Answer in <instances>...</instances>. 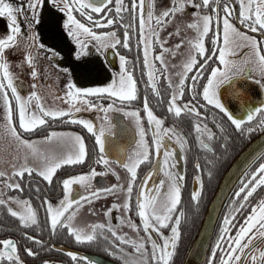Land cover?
I'll list each match as a JSON object with an SVG mask.
<instances>
[{
  "label": "snow or ice",
  "instance_id": "6c2138e0",
  "mask_svg": "<svg viewBox=\"0 0 264 264\" xmlns=\"http://www.w3.org/2000/svg\"><path fill=\"white\" fill-rule=\"evenodd\" d=\"M46 0H26V5H16L10 0H0V16L8 17V28L9 33L0 38V69H2V76H0V98H2L3 103L6 108V123L5 127L10 130L11 134L17 138L22 144L32 146L35 141L25 139L20 131L17 130V125L13 122V106L9 96L8 89L10 88L12 97L18 104V115H19V126L25 130L29 131L36 128L37 125H42L45 123L44 115L51 117L64 116L65 113L68 114V119L72 122L79 120L81 124L87 126L88 131L96 132L95 139L99 144L100 154L102 158L100 163H103L108 170L110 169L108 165V156L105 153V129L101 127L99 130L94 129L93 122L91 120L83 119L75 115L78 109L75 106L68 108H50L45 107L43 104L38 105V111H28L27 105L32 97H35L37 101L40 100L39 95L36 92L29 94V99L24 100L21 98L20 93L17 91V86L14 83L13 76L9 71V64L4 59L5 49L10 45L14 44L16 36L21 33L22 27L19 21V16L23 14L25 22L28 25H34L37 22L42 21V8ZM52 4L55 8L59 9L61 12L66 13V18L63 19V25L69 30V35L75 39L76 44L80 45V48H84V38L95 37L97 40L105 38L108 43H102V47L107 48L110 43L112 47L117 44L123 43L124 46H129L130 25L125 24L123 38L116 34L115 29L110 32L94 31L90 24H114L115 20L112 15L113 9L121 21H123V16L121 13L128 10L123 3V0H52ZM238 4V9H237ZM192 6L196 9L194 16L196 19L191 21V26L196 29L197 36L191 40V44L194 46L195 51L191 52L187 60L183 63V71L179 74L178 83L173 84L171 77H169V85L172 87V93L169 97L168 109L174 111L175 114L179 115L182 112H188L190 114L201 115L199 108L193 103V100L197 95H202L203 100L207 101L208 104L218 107L226 115L227 119L237 128L246 130L251 133L253 131L252 127L245 128V122H252L254 116L257 113L264 115V101L260 102L258 105L249 106L240 115H236L232 110L227 107L220 99L217 92V85L221 82L220 77L227 78L228 74L234 75L237 70L240 69V65L235 61H229L226 59V51L229 48L239 49L247 43L255 52L258 60L260 62L261 71L264 72V53L261 52L262 41H264V0H173L171 7L163 9L159 15L155 16L157 21L155 28L151 24L147 27L151 32L152 36L159 39V29L167 23L166 17H170L172 14L179 10H183L186 6ZM144 0H131L130 9L133 17L137 14V8L140 11V30L141 39L144 41V64L149 66L148 78L152 81V88L156 91V95L159 96L160 92L157 90V85L154 80V68L152 62L149 60V45L152 43V39L147 34H143L144 28L146 26V20L143 15ZM154 7V6H153ZM211 9V12H202L201 9ZM79 12L83 17L87 18V22H82L81 19L77 18L76 12ZM223 13V15H222ZM99 14V15H95ZM154 16V11L149 10L147 13V20L151 21ZM215 18L216 30L215 33H210V28L213 25V19ZM222 20L223 29V42L224 46L217 49L215 45L218 43L220 36V22ZM233 20H238L241 25L245 28L252 29L257 35H250L247 31H241L237 27ZM178 32V29H177ZM38 35V34H34ZM172 33H169L171 36ZM210 36L212 46L207 47L205 45V37ZM180 41L179 44H182ZM43 47V45H41ZM161 48H164L163 42L160 44ZM99 51V48L97 49ZM167 51V49H165ZM219 52V61L223 62L226 66L225 69H221L218 66H211L210 73L205 76V68L210 65V61L213 59L212 56L206 55L208 52ZM52 56L57 55L53 50ZM76 55H81V51L77 50ZM159 57V61L164 65V57L162 53H156ZM198 57H204L202 62L198 63ZM28 62L32 63V56L28 55ZM120 67L126 72V76L122 73L120 76L119 83L114 79L109 84L98 85L96 87H84L79 88L76 84L69 78L68 80V91L65 93L66 98H70L71 101L75 100H87V94L90 93H112L114 96L132 98L136 96V81L132 76L130 71L125 68V61L128 59L126 56L121 55ZM198 64V67H197ZM232 65L228 68V65ZM167 68V65H164ZM195 71V75L191 76V95L193 100L185 101L183 104L177 103V99L182 97L185 92L186 79L189 77V73ZM32 75H36L35 69H33ZM201 76H205L206 82L199 85L202 87V93L198 91V81ZM6 79V83H5ZM35 87V85H33ZM261 87H264V81L261 82ZM75 89V91H73ZM76 93H83L84 95L78 96ZM89 107H97L94 103H89ZM112 107L108 105L105 108ZM143 108L147 111V119L149 126L152 128L151 144L146 138L147 133L143 124L139 123L138 119V130L140 139L137 141L139 147L136 150L134 156L130 157L128 162L124 164V167L130 172V179L127 184L126 192L128 197L123 203V207L126 210L131 209V194L133 192L134 182L137 178V168L143 161H148L150 159L153 150L157 156L162 152L163 155V170L166 176L169 178V184L167 191L164 196H160V186L164 185V180L159 182V185H153L154 194L147 193V178L151 175V172L147 173L145 178L141 181L140 190L137 193V212L142 220L143 230L146 232V236L142 239H127L126 235L118 232L111 223L104 224H93L91 225V231L85 234V230L80 227H73L72 220L76 215L75 211L71 210L72 206L79 207V202L85 199V196H78L73 199L70 195L72 192V184L74 181H79L85 183L90 181L93 176H95L96 169L93 168L90 172L80 173L79 175H70L63 179V187L66 195L61 199L60 203L54 205L47 197L44 198L46 202V211L50 217V226L54 231L58 226H67V231L69 233L75 234V239L78 242L84 241H94L97 239V228L108 229L111 232V237H105L106 239H111L112 245L118 251H112L109 248L108 251L112 255L116 256L121 254V258L124 259V264H170L171 258L173 257L175 246L180 235V217H172L171 212L176 207L181 198V187L179 177L181 173L173 171L176 164V150L168 146L166 137L171 136L172 138L180 141V148L183 150L185 148V140L181 138L180 135L176 133L173 127H162L163 119L157 116L152 107L149 106L147 98L143 104ZM107 119V117H105ZM261 127H264V119L260 121ZM196 129L199 131L202 127L199 120L195 124ZM207 131L208 137H213L214 133L207 129V126H203ZM221 131H223V125H219ZM51 136H73L75 137V145L78 148L75 152H70L66 159L53 158L51 160L45 158L43 169H37L39 174L44 177L47 181L51 182L53 179V174L55 171L65 163L82 162L86 157V145L84 138L79 133H57L52 132ZM50 138V137H49ZM201 146L205 149L210 148V144L204 143L201 140ZM186 159V157H185ZM119 163V161H117ZM197 167H199V162H197ZM33 171L32 165L27 163V159L23 161L19 166L13 165L12 174L19 173L23 176L25 172L31 173ZM152 171H155L153 168ZM260 174L258 179L254 182H250L251 178H256L257 174ZM211 175V173H209ZM0 176H9V173L0 171ZM200 179V177H197ZM241 185L235 192V197L240 198L238 201L234 198L233 204L230 206L229 211L223 217V224L221 226L220 237L217 240V245L212 249L213 254L216 253L217 247L220 245V240L224 238V233L231 232V223L233 218L237 217V214L247 205L249 201V196L253 191L259 186L264 185V162H260L258 167L250 173H246L244 177L241 178ZM121 187L120 185H110V189H116ZM4 188L21 189V183L19 181L11 182L5 181ZM109 189L96 188L94 192H87V197L95 198L96 194L101 192H106ZM200 191H193L192 196L194 199H198ZM15 200L18 204L22 205L24 210H16L9 205V201ZM0 204L9 205L7 211L12 213L14 216L19 217V222L22 225H37L38 215L36 208L33 207L31 201L28 198L21 199L19 196L8 197L7 199H0ZM239 205V207L237 206ZM119 203L113 202L111 208L106 209L110 214L113 208H120ZM68 213L65 217V213ZM65 217L64 219H61ZM124 221V218H120ZM170 219H175V224H172L171 234L165 235L161 230V226L169 224ZM260 223V236L264 237V198H261L258 204L251 205V211L248 212L247 216L243 218V223L240 224L239 228L236 230L234 236L228 237V243L232 247L231 251L225 250V256L220 257V264H233V256L236 254L235 258L238 260L240 257L237 254L238 251H243L244 248L248 247V244L242 243L247 237L249 243L251 242L252 236L257 235L256 232L251 231L257 223ZM132 227L139 228L138 225L132 223ZM150 229H154L155 232L162 237V242H158L153 236V232ZM251 232V235L249 233ZM23 235L27 236L28 233L25 232ZM32 240H38L35 236L29 237ZM116 238L121 242H126L127 244L133 245L135 247V254L128 253L125 249L121 248V245L116 243ZM234 241V244H233ZM43 243L42 241H38ZM146 244H150L151 248L145 247ZM0 264H24V260L21 259L18 250V242L11 237L4 238L0 240ZM239 246V248H237ZM26 251L35 256L36 253L32 248H27ZM69 255L72 258H78L82 254L75 251H70ZM260 256L264 257V251L260 252ZM83 260L86 264H98L97 261L91 259L90 257L84 255ZM253 259H256L255 255ZM43 264H59V262L45 260ZM208 264H213V261H208Z\"/></svg>",
  "mask_w": 264,
  "mask_h": 264
},
{
  "label": "flooded vegetation",
  "instance_id": "af4514ba",
  "mask_svg": "<svg viewBox=\"0 0 264 264\" xmlns=\"http://www.w3.org/2000/svg\"><path fill=\"white\" fill-rule=\"evenodd\" d=\"M170 1L171 5L169 6ZM177 2L179 3L180 0H177ZM197 2H199V0H197ZM123 3L128 9L121 13V15L123 16V21L116 17V13L113 9L112 15L115 20L114 24H90L93 30L101 32H110L115 29L116 34L123 38L125 31L124 25L128 24L130 25V28L128 30L131 34L135 19L137 21V26L140 25L139 7L137 8L136 16L133 17L130 9L131 0H123ZM172 4L173 0H144L143 15L145 17L147 16L149 10H153L154 16L151 20V24L156 26L157 21L155 19V16L159 15V13L163 9L171 7ZM42 10V19L44 18V16H51V18L54 19V17L57 16V12L59 11V9L53 6L52 0H46ZM191 11H196V9L190 5L185 7L186 13H189ZM201 11L211 12L212 10L209 8L201 9ZM76 15L78 19L82 20V22H87V18L79 14L78 11L76 12ZM165 19L169 20V17H166ZM233 23H235L237 27L241 29V31H247L250 35H257V33L254 32L252 29L245 28L243 25H241L238 20H233ZM215 30L216 24L214 18L213 25L210 28V33H215ZM222 33L223 29L221 20L220 36L217 45H215L217 49L223 46ZM257 38L260 39L258 35ZM130 39L131 36L129 37V44ZM154 41L159 43L156 38ZM47 42H50L53 49H55L54 51L57 53V55L52 56L51 53L53 50H50L49 52H43L44 55L47 56L49 53L48 59L59 61L57 63L63 65V68H65L61 73L65 76L67 75L68 79L70 77V71L72 75L79 74L78 76H76V78L79 79L80 77H84V74L87 70L88 75H92L93 78H95L96 80L97 78L99 80H103L109 75L110 71L115 70L116 66L120 69L119 57L121 55H124L128 58L127 60H129L125 61V68L132 73V76L133 71L135 70H138L141 73L145 72L147 76V81L140 84L136 83V96L132 98L114 97L112 95H109L107 92L90 93L89 95H87L88 97L86 101L75 100L70 102V98L65 97V93L68 91V81L63 85L39 86L30 83V81L24 78L23 76H15L14 83L16 84V80H19V87H17V91L20 93L22 99L28 100L29 94L32 92H36L40 97L39 101H37L35 97H32L30 99L27 105V110L30 112L38 111L39 104H43L45 107H50L46 106L45 102H47L48 100L44 99L43 95H54V93H56L57 99L56 101L53 100L54 105H52L50 108H68L71 106H75L78 109L75 115L83 119L91 120L93 122L94 129L96 130H99L101 127H103L105 129L104 136L114 135V113H121L133 129V132L131 134L129 132L123 133V135H121L118 141L116 142L115 150H122V145H126L125 153L123 155V161L118 163V159L108 157V162H113L115 166L119 167L125 172V179L123 180L119 176L120 169H118V172L114 171L113 173L109 174L108 177H106L103 173H107V168L103 163H100V159L102 158V156L100 154L99 144L95 139V131H88L87 126L81 124L79 120H76V122H72L68 119L67 113H65L64 116L60 117H51L45 114L44 124L37 125L36 128L31 129L29 131H25L19 126L18 104L15 100H13V122L17 125V130L21 132L25 139L30 140L35 139L37 137H44L50 135L52 132L79 133L84 138V142L86 145L85 160L82 162L64 164L66 167L60 171L56 170L53 174V179L51 182L47 181L34 171H32L31 173L25 172L24 179L23 176L21 177V175H18L17 181L32 183L35 182L37 186L35 188V193L37 196H44L47 197L49 200L60 202L61 199L66 195L62 183L63 178L78 172H90L93 168H95L97 174L94 176L92 184L90 182H86L85 184H83V186H81L80 184H74L72 186V192L70 193V195L73 199H76L78 196H85V199L92 198L87 197L86 193L94 192L96 188L109 190L106 192L98 193L95 197H103L108 193L115 194V191L122 192L123 189L127 188V184L130 179V172L124 167V164L127 162V157L130 151H136L139 147L137 143V141L140 139L138 130V119L136 114L137 112L140 118L139 123L143 124V126L145 127L147 133L146 138L151 144L152 128L149 126L148 123L147 111L143 108L145 98H147L149 106L152 107L154 113L163 119L162 127H173L176 130V133L180 135L182 139L185 140V148L181 150L180 141L172 138L171 136L166 137L168 146L176 150V164L173 171L182 174L179 177L181 187V198L176 207L171 212L172 217H180V235L175 246L173 257L170 261V264H174L177 259H179L180 257L182 259L184 257L185 252L187 251L200 224H198V214L203 210V217L207 204L211 196L213 195L215 187L219 181L218 179L217 182H214V179L212 177L214 176L213 155L215 149H218V145H222L224 143V140L220 141V136H222L224 130L227 129L226 131L229 137L233 130V132H237L240 138L244 139L246 134L249 132H247L246 130L237 129L227 119L226 115L222 112V110H220L214 105L208 104L207 101L203 100L202 95H197L195 100H193V97L191 95V79L186 82L185 92L182 97H179L177 99V103L183 104L185 101L193 100V103L199 108L201 115L197 116L196 114H190L188 112H182L177 115L174 113V111H170L168 109V104L169 97L172 93V87L168 83L167 68L164 67L165 63L164 65H162L159 61V57L156 56V53L162 52L161 47H158V50H156V52L154 51L152 55L154 80L157 85V90L160 92V95L157 96L156 91L152 88V81L148 78L149 68L148 65L144 64L143 50L141 51V61L137 62L138 66H136V63L134 64V62L131 60L133 58V53L129 52L127 54V52L125 51L127 47H130V45L126 47L123 43L117 44L115 47H112V45L109 43L107 48L101 46V49L99 51L95 46H91V52H87L84 49H81L80 47H76L75 40H70L67 34L61 36V39H57L55 36L49 35ZM99 43L97 42V45H99ZM103 43H108V40L105 39ZM261 43V52L264 53V41H262ZM205 45L206 48L212 46L210 36L205 37ZM74 47H76V51H81V55L77 56L76 52H71V49H73ZM233 49L234 54L229 55V58L231 59V61H235L237 64H239L240 69L237 70L234 75L228 74L227 78L224 77L218 85L217 92L222 102H225L230 107V110H232L236 115L240 116L246 110L247 107L258 105L260 102L264 101V87H261V82L264 81V72L261 71L260 62L254 50L247 43H245L244 46L239 48L238 50L235 48ZM89 55L92 56L89 58ZM206 55L212 56L213 59L210 61V65L206 66L204 70L205 76L210 73L211 66H218L220 68H223V63L219 61L218 51L215 53L208 52L206 53ZM112 58L114 59V64L111 62ZM203 59L204 57H198V63L202 62ZM73 60H77V63L75 64ZM88 66H91L92 72L89 70ZM231 67L232 65L230 66V68ZM193 75H195V71ZM205 76H201L198 81V91L200 93H202V87H199V85L206 82ZM75 84L77 87L81 88L80 83ZM33 85H35V87H33ZM73 91H75V89H73ZM76 95L82 96L84 94L76 93ZM89 103H94L97 105V107H89ZM108 105H112V107L107 108V111H105V108ZM105 117H107V119H105ZM262 119H264V115L257 113L256 116H254L252 122H245L244 127H252V132L260 131L261 129H263L260 124V121ZM197 120H199L202 125L199 131L195 127ZM218 121L225 122L227 124V126L224 127L223 131L219 130L217 127L214 126V123H217ZM204 125L207 126L208 130H211L214 133L213 137L207 136V131L203 127ZM201 140H203L204 143L210 144V148H203L201 146ZM216 156L217 157L215 165H217V160L219 159L220 155ZM197 162H199V167L196 166ZM260 162L261 161H259V163ZM159 165H163L162 152L159 154V156H157V154H155L153 150L150 159L148 161L141 162V164L137 168V178L134 182L133 192L131 194L130 199L131 209L126 210L125 218L123 217L124 221H121L120 218L122 216H118L117 211L115 210V208H113L110 214L106 211L105 216L103 218L97 219L99 221V224L107 225L111 223L112 226L115 227L118 232H121L126 235V240H139L144 238L146 236V232L143 230L142 220L137 212V193L140 190L141 181L145 178L147 173L151 172V175L147 178L146 194H154L153 185H159V182L161 180H164V185L160 186V196L161 198L164 196L168 188L169 178L166 176L163 167H160ZM153 168H155V171H152ZM209 173H211V175H209ZM197 177H200V179H197ZM113 184L120 185L121 187H118L116 189H110V185ZM240 186H242L241 182H237V184L233 187L231 193L229 194L227 200L223 205L210 241L205 264H208V261L210 260L213 261V264H220V257L225 256V250H232V247L228 243V237L234 236L240 224L243 223V218L247 216L248 212L251 211V205L258 204L259 200L261 198H264V185H259L249 196V201L247 205L237 214V217L233 218L232 223L230 225L231 232L224 233V238L220 240V245L219 247H217L216 253L213 254L212 249L216 247L217 240L220 237L221 226L223 224V217L229 211L230 206L233 204L234 198L237 201L240 199L238 197H235V192ZM81 187H83V189ZM196 190L200 191L198 199H194L192 196L193 191ZM77 191L78 194L76 193ZM112 204L113 202H110L107 209L111 208ZM237 206L239 207L238 204ZM76 208V206H72L71 210H74ZM132 223L138 225L139 228L132 227ZM172 224H175V219H170L168 225L161 226V230L165 233V235L171 234L170 226ZM150 230L153 232L154 238H156L158 242H162L163 238L160 237L154 229ZM260 230V223L258 222L257 225L251 230L256 232L257 235L252 236L250 243L247 237L244 241H242V243L248 244V247L244 248L243 251H238L237 254L240 257L238 260L235 258L236 254H234L232 258L233 264H264V257L260 256V252L264 251V237L260 236ZM96 231H100L103 234H106L111 237V232L106 228H97ZM249 235H251V232L249 233ZM116 243L120 244L121 248L125 249L128 253L135 254V247L133 245L127 244L126 242H121L118 238H116ZM110 246L111 248L117 250L112 245V243ZM145 247L149 248L150 250L151 245L146 244ZM237 248H239V246H237ZM254 255L256 259H253ZM115 262L118 264H123L124 259H122L123 263H119L117 261Z\"/></svg>",
  "mask_w": 264,
  "mask_h": 264
},
{
  "label": "rangeland",
  "instance_id": "374dc122",
  "mask_svg": "<svg viewBox=\"0 0 264 264\" xmlns=\"http://www.w3.org/2000/svg\"><path fill=\"white\" fill-rule=\"evenodd\" d=\"M10 2L21 6L26 5V0H10ZM170 5L171 1L169 6ZM194 12L195 11L186 13L184 8L183 10H179L172 14L169 17V20H167V23H165L164 26L159 29V39L152 36L151 32L149 31V28L147 27V25L151 24L152 21H148L147 16H145L146 26L144 28L143 34H147L152 39V43L149 45V60L150 62H152V55L154 51L156 52V50H158V47H160L159 44L163 42L164 48H162V52L160 53L163 54L164 63L165 65H167V79L169 81V77H171L173 84L178 83L179 74L183 71V63L187 60L190 53L195 51L194 46L191 44V40L197 36L196 29L191 26V21L196 19V17L194 16ZM65 18L66 13H63L59 10L57 12V16H55L54 19L51 18V16H44L41 22H37L34 25H28L25 22L23 14L19 16L22 31L21 33L17 34L15 43L10 44L5 49L4 53V59L9 64V71L11 72L13 79L15 78V76H23L24 78L29 80L30 83L39 86L63 85L69 80L67 75L65 76L61 73L65 69L63 68L64 66L58 64L57 62L59 61L53 59L52 61L51 59H48L49 53L47 56H45L43 53L49 52L50 50H55L51 46L50 42H47L49 35H53L57 39H61V36L67 34L70 40H75L72 36L69 35V30L62 23L63 19ZM151 25L153 26V28H155V25ZM138 29L140 43L142 41L141 51L143 50L144 53V41L141 39L142 33L140 30V25L138 26ZM9 31L10 29L8 28V17L0 16V38L5 37L9 33ZM169 33H172V35L169 36ZM155 38L159 43L154 41ZM104 40L105 38H101V40H99V43V41L95 37H86L83 41V49L87 52H91V46H95L97 49L99 48L100 50ZM96 41L99 43V45H97ZM180 41H183V43L177 46ZM41 45H43V47ZM222 45L224 46L223 39ZM75 46L80 47V45L78 44H75ZM76 47L71 49V52H76ZM165 49H167V51H165ZM231 54H234V49L230 47L225 54L226 59H228L229 61H231V59L229 58V55ZM28 55L32 56V63L28 62ZM91 56L89 55V58ZM73 62L76 64L77 60H73ZM230 66L231 64L227 67L230 68ZM88 68L92 72L91 66H88ZM225 68L226 66L223 63V68L221 69ZM33 69H35L36 71L35 76L32 75ZM2 71L3 70L0 69V76H2ZM122 73L126 76V72L122 70L121 67L119 69V67L116 66L115 70L110 71L109 75L103 80H99L98 78L96 80L95 78H93L92 75H88L87 70L84 74V77H80L78 80H74V76H71L70 78L74 83H80L81 88L96 87L98 85L109 84L114 79L117 81V83H119L120 76ZM223 78V76L220 77V80L222 81ZM8 91L13 106V100H15V98L12 97L10 88L8 89ZM108 94L114 96L112 93ZM43 98L48 100L47 102H45L46 106L51 107L52 105H54V101H56L57 96L56 93H54V95L45 94L43 95ZM5 123L6 108L2 98H0V171L9 173V176L7 177L0 176V199H7L8 197L18 196L9 192L11 188H4L5 181H17V176L19 175V173L12 174L13 165L19 166L21 163H23L25 159H27V163L32 165L33 171L39 174V171H37V169H43L45 158L49 160L53 158L66 159L70 152H75L78 148V145H75V138L73 136H51V134L44 137L30 139L32 141H35L34 145L32 146L24 145L11 134L10 130L5 127ZM135 153L136 151H130L127 157V162L130 157L135 155ZM261 162H264V158L261 160ZM108 165L112 170L107 169L108 174L106 172L103 173L106 177H108L109 174L113 173L114 171L118 172V169H120L119 167L115 166L113 162H108ZM80 173L82 172H78L73 175H79ZM119 176L123 180L125 179V172L122 169H120ZM93 180L94 176L91 178L90 181L87 182H90L92 184ZM85 183L74 181L72 186L74 184H80L81 186H83V184ZM81 188L83 189V187ZM114 193L115 194L108 193L103 197L97 196L95 198H88L81 201L79 203V207L73 210L75 211L76 215L72 220V226L83 228L85 230V234L88 231H91V225L99 223L97 219L103 218L105 216L106 209L110 202H116L121 205L120 208H115V210L117 211L118 216H122L125 218L126 209H124L123 203L127 198L126 189H123L122 192L115 191ZM20 198L24 199L22 197ZM49 201H51L54 205L60 203L59 201L54 200ZM9 205L15 208L16 210H24L22 205L18 204L15 200L9 201ZM9 205H6L7 208ZM44 205L46 207V202ZM67 214L68 213L66 212L65 217L67 216ZM65 217H62L61 219H64ZM24 264L38 263L24 261Z\"/></svg>",
  "mask_w": 264,
  "mask_h": 264
},
{
  "label": "trees",
  "instance_id": "16d2710c",
  "mask_svg": "<svg viewBox=\"0 0 264 264\" xmlns=\"http://www.w3.org/2000/svg\"><path fill=\"white\" fill-rule=\"evenodd\" d=\"M130 36H131L130 44H129L130 47H127L125 51L127 52V54L129 52L133 53V58L131 60L134 62V64L136 63V66H138L137 62L141 61L142 53H141V43L139 40V29L137 26L136 19L134 20V26ZM193 73L194 70L189 73V77L186 79V82L191 79ZM133 78L135 79L137 84L147 81L146 73L145 72L141 73L138 70L133 71ZM219 125H223V129L224 127L227 126L225 122H221V121L214 123V126L217 127L219 130H221ZM226 130H224L222 136H220V141L224 140V143L222 145H218V149H215L213 155L214 176L212 175L213 176L212 178L214 179V182H217L220 175L223 173L224 169L231 161V159L236 155V153L259 132V131H254L252 133H247L243 139L240 138L237 132H233V130H232L233 134L231 133L229 137V135H227ZM216 155H220L219 159L217 160V165H215L216 157H217ZM263 158H264V154L245 172V174L254 171L259 161H261V159ZM65 167H66L65 165H62L57 170L60 171ZM245 174L242 177H244ZM24 175H23V179L25 178ZM258 176L259 173L257 174L256 178H251L250 182H254V180L257 179ZM239 182H241V179L239 180ZM20 183L22 190L11 188L9 192L12 194H16L22 198H28L31 201L33 207L36 208L37 210L38 224L22 225L19 222V217H16L12 213H9L7 211L6 205L0 204V240L8 237H11L14 240H16L18 242V250L21 259L27 262H34L38 264H43V261L45 260L59 262V264H86V262L82 258L83 255L74 259L69 255L70 252L69 250L67 249L63 250L60 248L61 246H64L65 248H71L81 252H91L95 254H100L112 260H115L119 263L122 262L121 254L114 256L111 254L110 251H108V249L111 248L110 246L111 239H106L105 237H110V236L103 234L100 231L97 232L98 234L97 239L91 242L88 241L78 242L75 239V235L67 231V226H58L53 231L50 226L49 215L44 205L45 197L37 196L35 193V188L37 187L36 183L35 182L33 183L20 182ZM202 211L198 214V224L200 223L202 218ZM25 232L28 233L27 236L23 235V233ZM30 236H35L38 238V240H32L29 238ZM38 241H42L43 243H39ZM27 248H32V250L36 253V255L33 256L29 254L26 251ZM112 251H118V250L112 248ZM181 260L182 259L180 257L179 259L176 260L174 264H180Z\"/></svg>",
  "mask_w": 264,
  "mask_h": 264
},
{
  "label": "water",
  "instance_id": "95a60500",
  "mask_svg": "<svg viewBox=\"0 0 264 264\" xmlns=\"http://www.w3.org/2000/svg\"><path fill=\"white\" fill-rule=\"evenodd\" d=\"M114 64V59L111 61ZM79 74H70L74 76V80H78L76 76ZM69 77V78H70ZM24 82V81H23ZM16 85L19 87V80H16ZM224 104L229 107L225 102ZM230 109V107H229ZM113 121L115 124L114 135H105V153L109 158L123 161L126 145H122V150L116 149V142L123 133L133 132L130 124L125 120L121 113L113 114ZM131 141V140H130ZM130 143V142H129ZM128 145V144H127ZM264 154V128L259 131L253 138H251L231 159L224 169L219 181L215 187L213 195L211 196L207 207L205 209L202 220L193 237L184 257L180 264H205L210 241L214 232L220 212L225 201L231 193L233 187L245 174V172ZM78 194V191L76 192ZM69 251H76L77 253L86 255L98 262V264H118L112 259L91 252H81L71 248L60 247Z\"/></svg>",
  "mask_w": 264,
  "mask_h": 264
}]
</instances>
